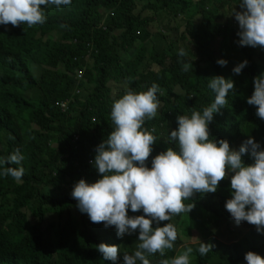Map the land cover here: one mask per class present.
<instances>
[{"label":"trees","instance_id":"trees-1","mask_svg":"<svg viewBox=\"0 0 264 264\" xmlns=\"http://www.w3.org/2000/svg\"><path fill=\"white\" fill-rule=\"evenodd\" d=\"M239 2L72 0L68 6H47L44 24L0 25V158L19 149L22 164L10 166L25 170L22 182L0 175V264H113L97 250L100 243L119 246L116 264H123V254L131 251L122 248L126 235L118 237L114 226L91 222L79 211L71 192L80 179L94 183L100 178L93 164L95 150L113 130V100L127 89L146 91L154 83L160 89L157 115L144 125L149 131L155 128L153 135L158 137L148 167L152 157L176 148L168 139L177 127L176 117L202 111L214 101L215 93L208 86L213 76L234 81L235 91L229 93L227 106L214 113L210 139L227 140L238 150L251 137L264 148V119L246 102L254 91V78L264 73V48L238 45L239 26L231 14L239 9ZM162 14L167 22L159 27L156 20ZM171 29L177 30V38ZM181 48L185 57L178 55ZM219 59L234 66L246 59L241 80L228 77ZM185 62L193 65L188 72L182 70ZM82 68L83 78L77 80ZM64 101H68L65 109ZM242 160L253 162L250 154ZM230 198V179L225 178L215 193H196L184 201L195 207L176 219L185 217L186 229L197 226L202 233L197 236L203 240L214 236L218 251L230 264H246L244 252L259 251L264 235L252 229V246L239 238L248 224L234 225L225 209ZM128 214L143 212L129 209ZM180 220L174 221L179 225ZM174 221L161 226L170 222L177 229ZM218 223L227 226L229 235L242 232L229 236L235 241L233 250L217 238ZM177 233L174 248L163 256H147L150 264L177 255L184 243L178 229ZM214 254V250L199 254L198 264H206ZM214 264L223 263L214 258Z\"/></svg>","mask_w":264,"mask_h":264},{"label":"clouds","instance_id":"clouds-1","mask_svg":"<svg viewBox=\"0 0 264 264\" xmlns=\"http://www.w3.org/2000/svg\"><path fill=\"white\" fill-rule=\"evenodd\" d=\"M72 0H0V25L29 27L44 24L49 5L57 8L68 6ZM43 6V7H42ZM239 9H233L232 16L238 22L239 46L264 48V0H240ZM236 23V22H235ZM66 27V26H65ZM180 57L186 52L181 48ZM226 66L225 59L217 60ZM248 65L245 59L236 64L232 72L239 75ZM192 62L182 63V70L188 72ZM254 91L247 98V104L256 107V115L264 119V73L254 78ZM208 86L215 93L214 101L202 111L193 110L191 115H178L177 127L170 131L169 141L176 148L168 147L151 159L153 145L158 137L144 127L146 120L156 117L160 107L157 84L146 91L127 89L118 99H114L110 117L113 130L97 147L94 167L100 178L94 183L80 179L74 184L71 196L77 201V208L86 213L93 223H103L104 227L114 226L116 235L124 237L139 232L134 253L123 254V264H150L147 256L175 246L178 233L170 221L181 213H190L196 193H215L219 183L230 179L232 198L225 203L236 225L247 222L254 225L257 233L264 235V148L251 137L238 150L230 147L227 140L210 139L209 124L214 113L228 104V95L235 91L234 81L223 76H213ZM250 154L252 163H245L242 156ZM24 160L19 149L7 158H0V175L10 176L22 182ZM143 212V215L129 216ZM155 225V226H154ZM105 260L113 264L119 260L117 245L100 243L96 246ZM211 244L199 242L196 249L200 256L212 250ZM192 247L173 258L164 259L161 264H191ZM246 264H264V257L248 251L244 254Z\"/></svg>","mask_w":264,"mask_h":264},{"label":"rangeland","instance_id":"rangeland-1","mask_svg":"<svg viewBox=\"0 0 264 264\" xmlns=\"http://www.w3.org/2000/svg\"><path fill=\"white\" fill-rule=\"evenodd\" d=\"M230 5L227 6V9H229ZM237 10L238 7H237ZM150 13H152V11L148 10ZM183 18V17H182ZM227 17H223L221 19V21L225 22ZM158 21V24H159V27L161 26L162 23H165L167 22V17H166V14H162L161 17L156 20ZM172 25H177V23L175 22H172L171 23ZM181 25H183V23L181 22ZM158 27V28H159ZM169 31L167 30L166 33H168ZM172 34H171V33ZM169 33L172 35L173 38H177V30L176 29H171ZM184 43H186V41L183 42V45ZM216 52L218 54L219 57H221V55L219 54L218 50L216 49ZM234 65H230L227 63L226 65V68H225V73L228 77L232 78L233 80H235V78L237 80H241V76L240 75H236V74H233L232 72V69H233ZM32 94L33 96V91H30V95ZM35 96H38V93L36 92L35 93ZM181 219V218H180ZM180 219H176V216H174L172 218V220L174 221H179ZM221 222L223 224H225V221L223 219H220ZM174 221V222H175ZM176 225H177V229H178V232L179 234L184 238V243L180 245V247L178 248V252H177V255L178 254H181L185 249L186 247H192L193 248V253L191 254L190 256V260H191V264H198V251H196V249H198L199 247V242H204L206 244H211L213 247H212V250L215 251V254L213 256V258H211L206 264H214V258H217L221 263L225 264V263H228L230 264V262H232L231 260H228L227 258H223L221 256V253L218 251V248L219 245L216 244V242L214 241V236L213 238H204L201 239L200 237H198L197 235L198 234H202L201 232L198 231V227L197 226H194L193 228H189V229H186L185 227L188 225V220L184 217L182 220H180V224L178 225L177 222H175ZM204 223L206 225H208L207 221L204 219ZM246 224H248V229H246L243 233L241 231H233L230 235L228 233H226V230H227V226H220V223H218L216 226H214V230H216L217 232V238L222 242V243H226L228 245H232V248L231 250H233V243H235V241L232 239V237H229V236H234L236 233L237 234H241V236L239 238H242L244 241L245 240H249L250 242V245L252 246V229L256 231V228L254 225H251L247 222H245ZM234 225L238 228H241V226H237L234 222ZM187 231V232H186ZM240 232V233H239ZM138 235L139 233H133L132 235H126V238H125V241L123 243V246L122 248L124 249L125 247H128L130 248L131 251H128L127 253L129 254H132L134 253V251L136 250V246L137 244L139 243L138 242ZM248 236V239H246V237ZM237 241V239H236ZM264 237L262 236V244H261V249L259 251H257L256 253L260 254L262 257H264ZM224 250L228 251L229 249L227 248H224ZM254 249L251 248V249H247L244 254L248 251H253ZM262 251V252H261ZM255 252V251H253ZM239 264H245L244 263H239Z\"/></svg>","mask_w":264,"mask_h":264},{"label":"built area","instance_id":"built-area-1","mask_svg":"<svg viewBox=\"0 0 264 264\" xmlns=\"http://www.w3.org/2000/svg\"><path fill=\"white\" fill-rule=\"evenodd\" d=\"M84 73V68H82V69H80V70H78V72H77V80H81L82 78H83V74ZM77 92H80V90H77ZM67 106H68V101H64V102H62L61 103V107L62 108H67Z\"/></svg>","mask_w":264,"mask_h":264},{"label":"crops","instance_id":"crops-1","mask_svg":"<svg viewBox=\"0 0 264 264\" xmlns=\"http://www.w3.org/2000/svg\"><path fill=\"white\" fill-rule=\"evenodd\" d=\"M235 23V22H234Z\"/></svg>","mask_w":264,"mask_h":264}]
</instances>
